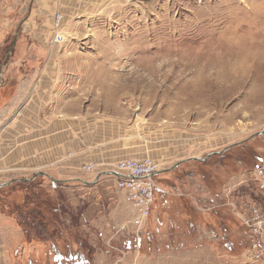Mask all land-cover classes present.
Listing matches in <instances>:
<instances>
[{
	"label": "rangeland",
	"instance_id": "obj_1",
	"mask_svg": "<svg viewBox=\"0 0 264 264\" xmlns=\"http://www.w3.org/2000/svg\"><path fill=\"white\" fill-rule=\"evenodd\" d=\"M40 6L42 14L23 33L47 40L38 59L61 67L63 100L77 95L84 112L103 117L105 132L114 126L123 158L159 160L161 190L137 242L131 223L119 230L136 211L126 208L132 205L110 172L81 189L43 177L12 185L2 177L0 218L12 228L0 225V264H55L54 247L70 264H264V257L248 256L252 237L235 213L264 215L254 173L264 162V132L257 134L264 130V0H44ZM58 12L66 40L51 45ZM18 24L3 44L0 36V83L6 80L0 107L20 74L11 66L23 50L13 54ZM107 168L83 170L98 176ZM115 203L119 214L107 220ZM15 230L23 236L19 244L11 242ZM126 238L135 241L127 245Z\"/></svg>",
	"mask_w": 264,
	"mask_h": 264
},
{
	"label": "crops",
	"instance_id": "obj_2",
	"mask_svg": "<svg viewBox=\"0 0 264 264\" xmlns=\"http://www.w3.org/2000/svg\"><path fill=\"white\" fill-rule=\"evenodd\" d=\"M42 2L44 0H0L2 44L14 22L20 20L12 44L16 50L11 53L15 55L17 48L23 49L20 60L11 63L14 71L20 73L16 84L9 83L15 86V91L0 107V180L4 177L10 183L30 182L43 177L46 182H56L60 187L69 185L81 189L83 185L101 181L96 178L97 174L84 173V165L109 164L126 156V152L122 140L115 137L114 126L110 133L105 132L103 117L84 112L81 98L72 95L69 101L63 100L66 97H62L58 89L63 85L56 77L61 67L54 61L38 59L46 49L48 51L47 40L39 33H31L38 39L32 41L23 33L29 30L26 24L42 14ZM54 50L51 49V53ZM5 87L4 79L0 83V94ZM11 172L14 175L7 178V173ZM121 203L125 201L122 199ZM117 206L115 203L114 211L106 214L107 220L119 214ZM123 207L120 216L125 212ZM7 221L5 217L0 218V225L12 228L5 224ZM15 233L11 242L19 244L23 236L16 230Z\"/></svg>",
	"mask_w": 264,
	"mask_h": 264
},
{
	"label": "built area",
	"instance_id": "obj_3",
	"mask_svg": "<svg viewBox=\"0 0 264 264\" xmlns=\"http://www.w3.org/2000/svg\"><path fill=\"white\" fill-rule=\"evenodd\" d=\"M64 14L58 12L55 17V26L58 29L51 40V45L65 42V35L60 31ZM99 167L97 163H89L83 166L87 172L95 171ZM107 169L111 177L115 180V185L126 193L129 203L135 209V216L128 222L120 225L119 230H124L131 223L135 227L133 238L141 239V231L146 226L151 216L156 193L161 190L157 181V176L162 170L161 162L150 155L143 157L123 158L116 162L107 164ZM257 185L264 191V162L257 165L254 169ZM235 213L242 219L251 234V241L248 249V256L253 260L259 261L264 257V215L244 216L236 211ZM135 241L126 238L124 243L131 245ZM136 242V243H137Z\"/></svg>",
	"mask_w": 264,
	"mask_h": 264
},
{
	"label": "trees",
	"instance_id": "obj_4",
	"mask_svg": "<svg viewBox=\"0 0 264 264\" xmlns=\"http://www.w3.org/2000/svg\"><path fill=\"white\" fill-rule=\"evenodd\" d=\"M24 183H26V184H32V182H27V181H23ZM16 182H14V183H12V185H14ZM20 183V182H19ZM28 229H26V231H27ZM55 248V260H56V263L55 264H70V260L72 259H67L68 257H65V255L64 254H62L60 251H57V249H56V247H54ZM72 257L73 256H75V257H77L78 256V254H70ZM82 256H80V258H81ZM65 259H67L68 260V262H64L65 261ZM74 262H71L72 264H93V263H91L90 262V260L89 259H86L85 261L84 260H81V259H78V260H73Z\"/></svg>",
	"mask_w": 264,
	"mask_h": 264
},
{
	"label": "water",
	"instance_id": "obj_5",
	"mask_svg": "<svg viewBox=\"0 0 264 264\" xmlns=\"http://www.w3.org/2000/svg\"><path fill=\"white\" fill-rule=\"evenodd\" d=\"M263 132H264V130L261 131V132H259V133H257V134H261V133H263ZM160 172H161V171H160ZM160 172H159V173H160ZM103 174H110V173H109V171L101 172V173L98 174L97 179H98L101 175H103ZM112 174H114V175H118V173H115V172H112Z\"/></svg>",
	"mask_w": 264,
	"mask_h": 264
}]
</instances>
